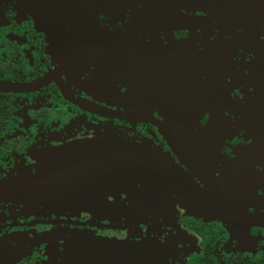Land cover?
<instances>
[{"label": "flooded vegetation", "instance_id": "flooded-vegetation-1", "mask_svg": "<svg viewBox=\"0 0 264 264\" xmlns=\"http://www.w3.org/2000/svg\"><path fill=\"white\" fill-rule=\"evenodd\" d=\"M106 131L170 161L169 187L136 183L163 212L116 229L17 202L30 149ZM64 229L152 242L150 264H264V0H0V264H54Z\"/></svg>", "mask_w": 264, "mask_h": 264}, {"label": "water", "instance_id": "water-1", "mask_svg": "<svg viewBox=\"0 0 264 264\" xmlns=\"http://www.w3.org/2000/svg\"><path fill=\"white\" fill-rule=\"evenodd\" d=\"M107 132H95L91 137L51 148L30 149L37 151L30 157L34 173L23 176L13 186L14 195L23 196L24 202H17L47 205L55 212L66 214H93L116 229L145 223L149 216L154 217L155 207L163 212V206L167 208L169 203L153 202L148 198L150 187L136 183L160 181L169 187L163 181L168 179L162 175H169L170 161L149 142L125 140ZM117 238L76 229L43 235L50 263L150 264L154 243Z\"/></svg>", "mask_w": 264, "mask_h": 264}]
</instances>
